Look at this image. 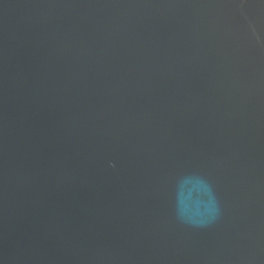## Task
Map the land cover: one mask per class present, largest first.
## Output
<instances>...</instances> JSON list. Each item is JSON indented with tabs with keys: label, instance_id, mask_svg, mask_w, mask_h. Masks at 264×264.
Wrapping results in <instances>:
<instances>
[{
	"label": "water",
	"instance_id": "water-1",
	"mask_svg": "<svg viewBox=\"0 0 264 264\" xmlns=\"http://www.w3.org/2000/svg\"><path fill=\"white\" fill-rule=\"evenodd\" d=\"M0 264H264V0H0Z\"/></svg>",
	"mask_w": 264,
	"mask_h": 264
}]
</instances>
